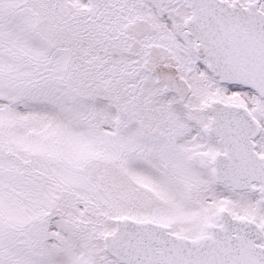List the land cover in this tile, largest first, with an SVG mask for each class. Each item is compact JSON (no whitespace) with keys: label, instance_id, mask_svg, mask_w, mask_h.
Masks as SVG:
<instances>
[{"label":"snow or ice","instance_id":"obj_1","mask_svg":"<svg viewBox=\"0 0 264 264\" xmlns=\"http://www.w3.org/2000/svg\"><path fill=\"white\" fill-rule=\"evenodd\" d=\"M0 264H264V0H0Z\"/></svg>","mask_w":264,"mask_h":264}]
</instances>
